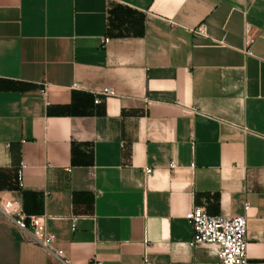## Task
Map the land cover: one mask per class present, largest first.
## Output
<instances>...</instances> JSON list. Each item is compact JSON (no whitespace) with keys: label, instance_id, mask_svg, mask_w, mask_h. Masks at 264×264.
Returning a JSON list of instances; mask_svg holds the SVG:
<instances>
[{"label":"crops","instance_id":"crops-1","mask_svg":"<svg viewBox=\"0 0 264 264\" xmlns=\"http://www.w3.org/2000/svg\"><path fill=\"white\" fill-rule=\"evenodd\" d=\"M5 201L71 264H218L193 207L264 264V0H0ZM25 237L0 215V264H60Z\"/></svg>","mask_w":264,"mask_h":264},{"label":"built area","instance_id":"built-area-1","mask_svg":"<svg viewBox=\"0 0 264 264\" xmlns=\"http://www.w3.org/2000/svg\"><path fill=\"white\" fill-rule=\"evenodd\" d=\"M106 42L108 41L105 40ZM43 94L45 95V90ZM98 96L94 100L96 105L115 96V91L112 88H104L98 93ZM24 168L25 166L22 165L17 171L18 183L21 182ZM144 172L149 174L151 170L145 169ZM0 215L9 219L24 236H30L28 239L25 237L27 243L37 246L47 253L54 254L60 264H71L63 251L53 249V239L45 228L47 218L25 215L16 201L1 203ZM184 219L192 228L193 235L191 242L188 244L189 248H214L218 264H249L246 242L247 216H210L203 208L193 207L184 215ZM69 220L73 232L78 218L71 216Z\"/></svg>","mask_w":264,"mask_h":264}]
</instances>
